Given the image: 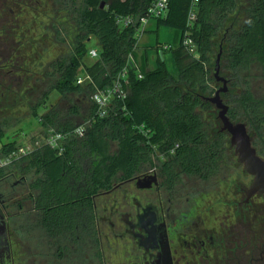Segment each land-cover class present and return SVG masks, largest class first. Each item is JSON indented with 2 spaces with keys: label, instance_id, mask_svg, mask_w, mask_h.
<instances>
[{
  "label": "trees",
  "instance_id": "1",
  "mask_svg": "<svg viewBox=\"0 0 264 264\" xmlns=\"http://www.w3.org/2000/svg\"><path fill=\"white\" fill-rule=\"evenodd\" d=\"M68 1L80 32L71 56L53 62L55 80L32 107V116L46 136L53 129L66 139L61 148L44 143L0 167V180L33 175L29 185L32 207L26 210L19 200L15 204L19 214L34 210L38 224L54 237L92 236L97 220L95 198L117 184L153 169L170 188L179 186L186 176L205 182L218 176L231 162L230 151L235 153L230 135L221 131L215 104L205 99L220 88L215 71L221 51L220 68L228 80L222 97L229 106L228 116L246 123L261 156L264 0H169L168 15L153 19L155 29L151 21L146 30L157 35L164 31L170 37L157 38L152 46L156 50L152 68L136 63L139 26L124 27L117 16L141 17L154 0ZM193 9L196 19L190 21ZM92 38L98 41L99 57L88 63ZM165 43L172 47L164 49ZM168 52L173 54L177 76L166 66ZM126 68L127 96L114 98L107 115L101 117L93 94L113 87ZM83 74L91 81L78 83ZM53 92L62 97L88 94L92 101L87 114L82 115L77 104L67 113L49 105ZM84 122L85 133L80 136L76 130ZM20 135L5 141L6 131L0 127V153L7 155L25 145V133Z\"/></svg>",
  "mask_w": 264,
  "mask_h": 264
},
{
  "label": "flooded vegetation",
  "instance_id": "2",
  "mask_svg": "<svg viewBox=\"0 0 264 264\" xmlns=\"http://www.w3.org/2000/svg\"><path fill=\"white\" fill-rule=\"evenodd\" d=\"M7 2L13 4L16 0H0V35ZM1 40L0 36V83ZM154 179L152 187H142ZM186 180V185L170 188L153 169L117 184L105 194L135 182L140 191L154 190V196L145 195L144 201L140 196L133 197V203L126 205L122 213L112 203L106 235L101 228L97 197L92 236L54 237L35 219L36 223L29 224L32 236L27 239L21 261L16 254L19 243L24 244L17 240L21 224L12 226L9 222L19 212L15 213V205L0 194V264H264V194L248 197L253 177L249 187L239 188V198L216 203L209 201L206 189L200 186L205 181L192 182L188 176ZM30 213L36 216L34 210ZM106 245L112 253H107Z\"/></svg>",
  "mask_w": 264,
  "mask_h": 264
},
{
  "label": "rangeland",
  "instance_id": "3",
  "mask_svg": "<svg viewBox=\"0 0 264 264\" xmlns=\"http://www.w3.org/2000/svg\"><path fill=\"white\" fill-rule=\"evenodd\" d=\"M73 17L74 8L68 0H16V3L5 4L3 17H1L3 22L0 35L3 43L1 46L0 127L6 131L5 141L10 138H20L22 136L20 134L24 132L26 136L24 141H28L26 144L38 142V146L45 143L47 136L38 120L32 116V107L42 100L43 95L55 80V76L51 75L53 62L68 59L71 56L76 37L80 32ZM153 22L154 20H152V29H155ZM151 36V39L150 37L142 39L140 45L150 47L155 44L157 38L163 41L170 38L164 31L159 35L152 32ZM89 47L99 48L97 39L92 38ZM146 53L137 52L136 63L152 68L155 65L156 53H152L155 59L151 55V59H148ZM165 59L169 72L177 76L173 54L166 53ZM86 61L89 63L94 59L86 57ZM219 75L223 76L221 68ZM218 86L222 87L223 83L219 82ZM212 96H215V93ZM91 101V96L86 93L62 97L57 92H53L48 104L61 109L64 113H67L72 105L77 104L84 115L87 114ZM223 101L225 102L224 99ZM40 111L44 112L45 108ZM216 114L218 116L219 109L216 110ZM205 117H208V113ZM83 125L86 126L87 122ZM258 148L261 151V157L264 158V147L259 145ZM230 154L231 162L228 166L215 178L200 184L206 189V196L210 202L216 203L223 201L224 198L229 202L239 198V188L241 186L247 188L252 182V177L245 173L238 156L231 151ZM189 178L192 182L194 179L199 180L196 177ZM32 179V173L27 174L25 179H22V176H7L1 179L0 194L6 196L3 200H7L12 205L23 200L24 208L29 210L32 207L29 191ZM184 181H187L186 177L182 181L186 185ZM148 194L153 197L154 190L140 191L135 182H131L109 195L105 193L99 195L96 202L103 233L106 235L108 232L109 209L112 203H115L119 213H122L126 205L133 203V197L140 196L144 201L145 195ZM13 211L17 212L16 206L13 207ZM36 217L35 213H21L9 220L12 226L21 224V230L17 231V240L24 241V244L22 246L19 243L20 246L16 248L18 260H22L26 254L27 239L32 236V231L28 230L29 224L36 223ZM104 239L107 240L106 237ZM106 249L108 254L112 253L107 245Z\"/></svg>",
  "mask_w": 264,
  "mask_h": 264
},
{
  "label": "built area",
  "instance_id": "4",
  "mask_svg": "<svg viewBox=\"0 0 264 264\" xmlns=\"http://www.w3.org/2000/svg\"><path fill=\"white\" fill-rule=\"evenodd\" d=\"M194 3L199 2L200 0H193ZM169 12V0H154L149 9L141 16L137 17L134 15L127 16H117V21L120 25L124 27L128 26H139V41L145 34L146 30L151 24V21L155 18L166 17ZM196 19V12L193 9L190 13L189 20L194 21ZM186 43H191V40H187ZM172 46L169 43H165L163 45L164 49H170ZM88 56L90 59H97L99 57V48L90 47L88 51ZM142 78V74L139 75ZM87 81H91L90 76H86L85 74L80 75L78 78V83H84ZM129 83L128 78V69H124V71L119 75L117 80L114 83V86L108 88L106 90H99L93 94L92 99L99 106V115L104 117L108 113V109L112 100L116 97L125 98L127 96L125 87ZM85 125H82L77 128L76 132L83 136L85 133ZM66 139V135L63 133L55 132V130H49V135L45 138V144H48L54 148H61L63 140ZM38 143V142H37ZM37 143L31 142L29 144L22 145L17 150L10 152L7 155H2L0 153V167H6L16 161L17 159L32 153L37 146Z\"/></svg>",
  "mask_w": 264,
  "mask_h": 264
},
{
  "label": "water",
  "instance_id": "5",
  "mask_svg": "<svg viewBox=\"0 0 264 264\" xmlns=\"http://www.w3.org/2000/svg\"><path fill=\"white\" fill-rule=\"evenodd\" d=\"M222 51L219 53L216 61V77L219 82L223 83L216 92L215 96L205 97L215 104L219 109L218 118L222 123V131L230 135V143L235 148L240 163L244 166L246 173L253 177V183L247 190L248 197L254 194H264V158L258 154L257 149L253 146L252 139L246 123L234 122L228 116L229 106L223 101L221 94L228 90V80L220 76V59ZM154 180H149L142 187L150 188Z\"/></svg>",
  "mask_w": 264,
  "mask_h": 264
},
{
  "label": "crops",
  "instance_id": "6",
  "mask_svg": "<svg viewBox=\"0 0 264 264\" xmlns=\"http://www.w3.org/2000/svg\"><path fill=\"white\" fill-rule=\"evenodd\" d=\"M150 30V29H149ZM151 32H149V33H145L144 35H143V37L140 39V41L142 40V39H146L147 37H150V39H151ZM157 34V33H156ZM176 35V33L174 32V31H172L171 32V36L173 37V36H175ZM140 41H139V43H140ZM139 50H138V52L140 51V52H144V53H146L147 52V55L149 56V58L151 59V56H152V58L153 57H155V56H153V54L152 53H155L156 52V50L155 49H153L152 48V46L153 45H151L150 47L149 46H147V45H145V46H141L140 44H139ZM147 46V47H146ZM151 55V56H150ZM155 55V54H154ZM153 59H155V58H153Z\"/></svg>",
  "mask_w": 264,
  "mask_h": 264
}]
</instances>
